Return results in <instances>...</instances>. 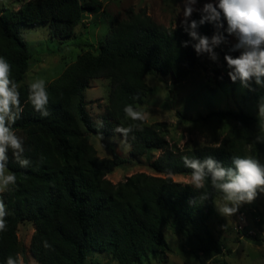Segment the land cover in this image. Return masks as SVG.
Segmentation results:
<instances>
[{"label":"trees","instance_id":"obj_1","mask_svg":"<svg viewBox=\"0 0 264 264\" xmlns=\"http://www.w3.org/2000/svg\"><path fill=\"white\" fill-rule=\"evenodd\" d=\"M102 7L101 0H26L16 9L0 10V57L10 62L11 78L21 85L24 109L13 129L23 139L24 157L31 162L22 167L11 151L8 153L7 167L17 179L2 193L9 215L7 229L0 232V264L17 254L26 263L25 248L17 236L18 225L23 223L33 226L28 252L38 264H84L92 252L105 253L117 264H135L168 248L163 232L166 226L182 233L193 252L207 251L198 242L193 246L192 234L212 213L213 199L222 193L210 181L205 189L197 190L175 181L172 175H190L191 170L183 164L184 156H213L224 166H231L234 156L243 157L238 130L252 141L251 134L264 128L260 115L244 109L211 110L203 118L230 121L228 134L217 145L180 148L167 139L165 122H134L128 118L124 107L142 104L150 90L146 74L153 71L168 75L178 83L203 55H197L193 48L196 41L182 24H159L144 8H129L124 16L110 20L105 38L97 43L80 40L74 63L47 83L50 114L42 117L27 100L24 78L32 53L20 29L40 25L49 31L51 39L69 46L83 36L75 31L77 25H83V14L96 13ZM190 19L199 20L200 14L194 12ZM221 23L219 31L224 32L227 23L223 17ZM216 31L212 23L198 28L200 35L209 38ZM230 48L222 53L219 66L213 70L212 80L217 87L234 83L224 56L236 57L240 52H230ZM94 78L109 79L107 105L98 122L92 120L84 97V90ZM256 87L260 94L253 91ZM251 89L254 98L264 96V84L249 81L244 91ZM251 92L246 96L253 98ZM176 114L185 118L181 111ZM130 125L135 127L126 137L116 131ZM89 135L122 136L130 146V157L115 152L111 157H99ZM156 150L159 153L153 158ZM141 156L155 175L135 172L116 183L106 178L113 168ZM45 240L50 249L43 246ZM208 241L213 244L211 239ZM212 247L216 254L221 253L218 245ZM225 252L231 251L227 248ZM215 261L227 264L225 260Z\"/></svg>","mask_w":264,"mask_h":264},{"label":"rangeland","instance_id":"obj_2","mask_svg":"<svg viewBox=\"0 0 264 264\" xmlns=\"http://www.w3.org/2000/svg\"><path fill=\"white\" fill-rule=\"evenodd\" d=\"M26 0H0L2 7L16 9ZM216 0H198L195 7H203L204 3ZM102 8L96 13L86 12L82 16V24L75 27L76 32H81V39H75L72 45L59 44L56 38L51 39L49 31L37 26H24L20 34L32 53L29 60L28 71L24 82L43 78L46 84L57 79L62 72L71 66L79 52L77 44L84 40L95 44L103 40L107 34L110 20L120 18L124 13L133 8L134 11L144 8L151 18L164 26H177L184 20L183 0H101ZM227 36V33L224 32ZM228 43L215 48L218 60L212 61L207 54L199 57L193 70L182 81L174 83L170 76L150 72L144 79L150 90L143 97L142 107L148 112L147 123L163 121L167 125L166 137L170 142H176L180 148H189L202 145H217L228 134L232 123L216 118L204 119L211 110L244 109L245 111L260 115L264 119V96L253 97L251 90L244 91V85L239 80L234 83H226L221 87L214 85L212 80L213 70L219 66L221 55L230 46L236 43V39L227 36ZM224 72L225 68H221ZM253 91L260 94L259 88ZM109 92L108 78H94L84 90L87 102L86 108L94 122H98L104 115ZM247 92H251L246 96ZM181 111L185 118L177 116ZM239 148L243 156H252L264 163V143L256 141L257 136L264 135V128L256 130L249 135L238 130ZM89 141L97 151L99 157H111L113 152L122 157H130V146L119 135L97 136L89 135ZM159 151H153L155 158ZM145 172L151 175L156 173L148 166L144 156L130 158L129 162L120 167H115L106 175L111 182L122 181L125 177L135 173ZM175 181L191 185L190 175H172ZM2 199V193H0ZM3 200V199H2ZM226 201L223 194L213 199L212 213L204 223H200L192 234L193 246L196 242L208 249L207 251L194 252L185 241L182 233L170 226L163 228L168 248L161 253L149 254L135 264H218L215 259L225 260L227 264H264V192L258 193L251 203H244L231 216L220 213ZM33 226L30 223L18 225L17 236L25 248L24 264H38L28 252L30 236ZM221 248V253L216 254L209 243ZM230 253H226V249ZM84 264H117L105 253H90Z\"/></svg>","mask_w":264,"mask_h":264},{"label":"clouds","instance_id":"obj_3","mask_svg":"<svg viewBox=\"0 0 264 264\" xmlns=\"http://www.w3.org/2000/svg\"><path fill=\"white\" fill-rule=\"evenodd\" d=\"M198 0H183V16L181 22L185 31L196 41L193 48L197 55L207 54L212 61L218 60L215 48L227 44V36L236 39V43L229 49L230 52L239 51L240 54L233 57L230 54L224 56V61L230 69L229 78L235 82L239 80L247 86L254 80L257 85L264 84V0H216L215 3L207 2L202 8L195 7ZM197 12L200 19H190ZM221 17L227 23L224 32ZM205 23L215 25L217 31L211 38L200 35L198 28ZM188 42H185L187 46ZM12 66L10 62L0 57V193L9 190L16 184V175L8 167V153L22 166L28 167L30 160L24 157L25 148L23 139L17 135L13 125L21 119L24 111L21 104V85L11 78ZM27 100L31 107L47 117L49 92L45 79L31 80L27 85ZM128 118L134 122H144L148 119V112L140 106L128 104L123 109ZM134 125L118 128L116 131L127 136L133 132ZM256 141L264 143V135L257 136ZM183 164L190 169L191 186L197 190L205 189L207 182L223 194L226 203L219 208L224 216L234 214L239 206L251 203L258 193L264 192V163L252 156H234L231 166H224L213 156L203 159L182 157ZM207 198V196H205ZM204 198V199H205ZM9 215L7 206L0 199V232L7 229L6 217ZM45 248H51L47 240L43 241ZM5 264H24L20 254L9 255Z\"/></svg>","mask_w":264,"mask_h":264}]
</instances>
